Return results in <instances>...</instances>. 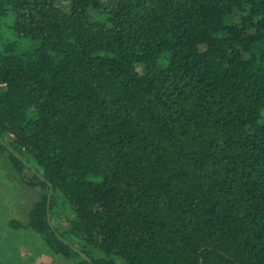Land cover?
Segmentation results:
<instances>
[{"label": "trees", "instance_id": "1", "mask_svg": "<svg viewBox=\"0 0 264 264\" xmlns=\"http://www.w3.org/2000/svg\"><path fill=\"white\" fill-rule=\"evenodd\" d=\"M0 153L71 264H264V0H0Z\"/></svg>", "mask_w": 264, "mask_h": 264}, {"label": "rangeland", "instance_id": "2", "mask_svg": "<svg viewBox=\"0 0 264 264\" xmlns=\"http://www.w3.org/2000/svg\"><path fill=\"white\" fill-rule=\"evenodd\" d=\"M28 182L31 175H17L6 155L0 153V264H71L51 253L41 236L28 228L29 212L42 194ZM70 215L65 207L62 218L55 221L61 231L67 228ZM10 221L21 227L9 225Z\"/></svg>", "mask_w": 264, "mask_h": 264}]
</instances>
